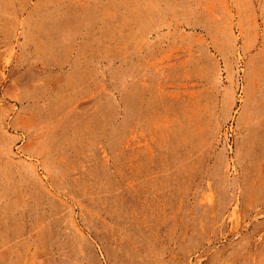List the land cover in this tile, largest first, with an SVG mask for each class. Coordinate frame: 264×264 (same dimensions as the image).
I'll return each instance as SVG.
<instances>
[{"label": "rangeland", "instance_id": "1", "mask_svg": "<svg viewBox=\"0 0 264 264\" xmlns=\"http://www.w3.org/2000/svg\"><path fill=\"white\" fill-rule=\"evenodd\" d=\"M0 264H264V0H0Z\"/></svg>", "mask_w": 264, "mask_h": 264}]
</instances>
